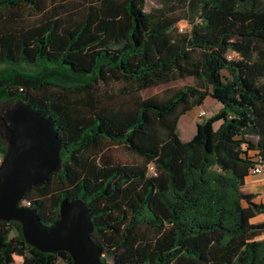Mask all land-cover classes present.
Instances as JSON below:
<instances>
[{
    "label": "trees",
    "instance_id": "16d2710c",
    "mask_svg": "<svg viewBox=\"0 0 264 264\" xmlns=\"http://www.w3.org/2000/svg\"><path fill=\"white\" fill-rule=\"evenodd\" d=\"M147 1L0 0V103L28 102L61 141L59 169L21 204L50 224L63 198L84 200L104 264H264V204L243 189L264 165V0H154L182 18ZM207 95L221 107L181 140L180 115ZM107 144L140 162H110ZM13 255L72 264L0 220V264Z\"/></svg>",
    "mask_w": 264,
    "mask_h": 264
},
{
    "label": "water",
    "instance_id": "95a60500",
    "mask_svg": "<svg viewBox=\"0 0 264 264\" xmlns=\"http://www.w3.org/2000/svg\"><path fill=\"white\" fill-rule=\"evenodd\" d=\"M6 150L0 162V220L14 221L27 244L42 252L65 251L72 264H104L91 239L93 222L84 200L63 198L59 217L45 224L34 207L21 204L25 192L40 186L60 166L61 141L50 117L17 100L0 113Z\"/></svg>",
    "mask_w": 264,
    "mask_h": 264
},
{
    "label": "rangeland",
    "instance_id": "374dc122",
    "mask_svg": "<svg viewBox=\"0 0 264 264\" xmlns=\"http://www.w3.org/2000/svg\"><path fill=\"white\" fill-rule=\"evenodd\" d=\"M146 8H163L165 11L173 12L176 15H179V17L182 18V6L180 5H174V3H158L154 0H148L146 3ZM177 27L181 30H185L187 28V23L184 19H181L177 23ZM194 80L192 78H183L180 80H175L169 83L162 84L160 86L155 87H149L147 89H144L140 91L139 95L141 97H147L151 95H158L161 97H165L170 95L175 90L181 88L184 85L194 84ZM128 104L129 101H127ZM9 103H0V113L1 111L9 107ZM221 107V104L213 99L211 96L207 95L202 103L199 105L194 106L189 111L183 113L180 115L177 123V133L181 140L187 141L193 137V135L196 132V124L199 122L204 121L206 118H209L213 114L217 112V110ZM203 110L205 111L204 117H198V111ZM1 121V120H0ZM219 124V121L214 123V127H217ZM2 124L0 122V130H1ZM103 158L108 159L110 162L113 163H122V164H132V163H139L140 158L137 157L132 152L128 151L124 146L117 145V144H107L101 154ZM248 184H246L243 189L249 190L250 185L252 186L255 183H260L263 185V188H260L257 191V195L259 196L257 198V201H260V198L264 196V172L257 174V175H250L248 177ZM23 205H27L26 202L23 203ZM260 236L259 238H261ZM11 262L13 264H30L29 261L22 257L13 255L11 257ZM60 264V263H58Z\"/></svg>",
    "mask_w": 264,
    "mask_h": 264
},
{
    "label": "crops",
    "instance_id": "0c3cea01",
    "mask_svg": "<svg viewBox=\"0 0 264 264\" xmlns=\"http://www.w3.org/2000/svg\"><path fill=\"white\" fill-rule=\"evenodd\" d=\"M247 179H248V177H247ZM247 179H246V181H245V185L248 184V180H247ZM245 185H244V186H245ZM249 188H250L249 190H245V191L253 192V193H255V194H258L257 191H258L260 188H263V185L260 184V183H255V184H253L252 186L250 185ZM258 197H259V196L256 195V197H255L254 200L257 201V198H258ZM262 220H264V215L261 213V214L257 215V216L253 219V222H258V221H262Z\"/></svg>",
    "mask_w": 264,
    "mask_h": 264
},
{
    "label": "built area",
    "instance_id": "2783aa9c",
    "mask_svg": "<svg viewBox=\"0 0 264 264\" xmlns=\"http://www.w3.org/2000/svg\"><path fill=\"white\" fill-rule=\"evenodd\" d=\"M197 115H198V117H204L205 111L199 110ZM1 159L2 158H0V162H1ZM263 172H264V165H257L251 170L252 175H257V174H260ZM260 201L264 204V196L260 198Z\"/></svg>",
    "mask_w": 264,
    "mask_h": 264
}]
</instances>
